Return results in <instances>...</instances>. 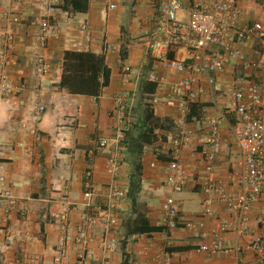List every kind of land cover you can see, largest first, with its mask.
<instances>
[{
	"label": "crops",
	"instance_id": "0c3cea01",
	"mask_svg": "<svg viewBox=\"0 0 264 264\" xmlns=\"http://www.w3.org/2000/svg\"><path fill=\"white\" fill-rule=\"evenodd\" d=\"M159 2L113 0L115 8L109 9V0H88L84 12L58 10L57 34L48 37L42 45L36 39V22L44 15L39 0H0V51L2 34L10 31L14 36L7 75L16 83L27 84L22 105L15 96L0 97V175L4 179L0 189L8 188L16 201L15 207L10 208L8 201L0 198V264H19L25 260L26 264H55V247L65 231L71 241L61 264H76L82 250L90 255L85 264H101L100 224L90 230L84 246L74 239L84 210L85 170L89 166L92 169V181L98 192L92 207L96 208L104 203L102 194L111 181L106 161L114 153L123 161L117 181L126 194L115 208L120 221L118 228L105 236L110 264H159L164 255L173 264H261L247 250L253 237L258 236L264 242V211L257 206L251 208L247 230L242 236L222 235L224 245L245 250L237 259L233 255L210 256L200 252L201 239L182 226L166 232L160 223L161 206L168 195L164 168L171 160L163 149L182 128L190 132V142L179 154L187 174L183 190L175 196L180 216L197 231L207 235L212 232L216 218L223 213L213 201L209 209L214 215L205 214V200H213L214 194L205 195L201 190V184L209 177L200 154L199 139L206 133L200 125L201 109L219 116L230 105V83L235 77L253 82L264 79L254 68L244 70L234 60L221 72L211 74V86L206 78L198 77L193 87L200 92V102L190 106L186 116L173 107L150 104L155 97L177 98L176 83L184 77L166 69L162 61L146 51L145 39ZM238 8L240 26L260 24L264 32V0H239ZM8 12L17 13L21 23H6L2 15ZM188 15V3L183 0L179 18L187 20ZM81 21L90 27L88 38L80 30ZM256 45L237 47L246 58L258 60L264 66V58L255 54ZM65 50L104 56L110 70L109 85L98 97L71 95L57 88ZM169 55L172 59L185 57L183 52ZM37 56H43L47 64L39 86L31 66V60ZM124 68L129 71L125 73ZM149 74L163 81L152 96L146 97L141 83L147 81ZM115 95H121L130 105L132 119L125 139L118 146L113 142L117 129L113 111ZM147 104L152 108L153 122L145 121ZM37 106L44 107L35 125L39 140L29 132L30 114ZM233 123L226 119L221 127V149L210 174L227 191L236 189L229 178L238 160L231 145ZM98 138L108 140V145L88 164L87 152ZM152 162H156L155 167L150 166ZM63 196L71 204L69 208L62 205ZM140 217L147 222L141 223ZM206 241L210 242L209 237Z\"/></svg>",
	"mask_w": 264,
	"mask_h": 264
},
{
	"label": "built area",
	"instance_id": "2783aa9c",
	"mask_svg": "<svg viewBox=\"0 0 264 264\" xmlns=\"http://www.w3.org/2000/svg\"><path fill=\"white\" fill-rule=\"evenodd\" d=\"M239 0H186L189 15L187 20L179 18L183 9V0H160L155 6L152 25L145 39V48L149 54L158 58L164 67L177 75H184L176 83L177 98L166 95L163 98H152L150 104H164L179 111L186 116L189 107L200 102V92L194 89L198 77H204L207 84H213L212 73L221 72L234 60L240 62L244 70L254 68L259 77L264 79L263 64L253 59L246 58L238 45L257 44L256 55L264 58V32L260 24L246 26L239 25ZM44 10V15L36 22V39L42 45L47 38L57 34L56 12L62 9L64 0H39ZM109 9H114L113 0H109ZM2 19L10 25H19L20 16L15 12L2 15ZM80 30L88 38L90 27L86 21L79 24ZM14 43L13 33L5 31L2 34V48L0 51V97H16L18 103L23 104V93L27 90L25 82L16 83L7 75V69L12 63L11 50ZM183 52V58L168 59L169 54ZM31 66L39 80L47 70V64L43 56H37L31 60ZM125 73L128 68H124ZM147 81L158 86L163 79L154 74H149ZM36 82V83H37ZM230 105L219 115H210L205 109H201L200 125L205 129V134L199 139L200 154L206 164L209 177L201 184L202 193L214 194L213 200H205V214L214 215L209 209L210 205L217 202L223 216L216 218L215 227L207 235L195 229L192 223H186L180 216V206L175 198L186 183L187 174L183 164L179 160L180 151L190 142V132L180 128L170 139L169 145L163 149L165 154L171 157L164 168V184L168 195L164 199L161 212V225L166 232H171L178 227L187 229L193 236L201 239L198 251L210 256L218 254L233 255L235 259L240 257L245 250L241 247H229L222 243V235L233 233L242 236L247 230L251 208L257 206L264 211V80L256 79L254 82L245 77H235L231 80ZM113 111L117 124L113 142L116 146L125 139L131 124V107L123 100L121 95L113 97ZM44 113L43 106H37L30 114L29 132L39 140V134L35 125L40 121ZM232 117L233 124L230 127L232 133L231 145L237 152L236 167L230 174V183L236 189L227 191L210 177L212 166L221 149V127L227 118ZM108 145V140L98 138L93 148L87 152V163L91 164L93 158L101 149ZM161 153V152H160ZM110 156L106 161V170L111 181L102 194L103 204L92 207V200L97 196V189L92 181V169L89 166L84 173L83 211L80 215L78 231L74 241L84 246L88 240V234L97 224L101 226V264H110L108 261L105 236L114 228H118L119 217L115 208L125 198V190L119 185L117 177L122 165V158L118 153ZM159 152H155L158 161ZM156 162L151 163L155 167ZM4 179L0 175V186ZM0 198L8 201V206L14 208L16 201L8 188L0 189ZM63 206L71 204L66 197H61ZM210 242H207L208 239ZM71 241L65 233L59 238L55 247V264H61L65 256L67 244ZM247 250L253 252L256 259L264 264V242L260 237H253L248 243ZM89 251L82 250L78 253L76 264H85L89 259ZM19 264H26L25 261ZM159 264H173L168 256H162Z\"/></svg>",
	"mask_w": 264,
	"mask_h": 264
},
{
	"label": "trees",
	"instance_id": "16d2710c",
	"mask_svg": "<svg viewBox=\"0 0 264 264\" xmlns=\"http://www.w3.org/2000/svg\"><path fill=\"white\" fill-rule=\"evenodd\" d=\"M87 7L88 0H64L62 9L65 11L84 12ZM168 59H172L170 55H168ZM109 77L110 70L105 63L103 55H96L88 51L65 50L57 88L67 94L96 98L100 95L101 90L109 85ZM155 88L156 85L149 81L141 83V91L146 97L152 96ZM147 105L145 107V121L153 122L155 119L152 108H150V104ZM142 136L147 137L145 134ZM139 219L143 224L147 222L143 217Z\"/></svg>",
	"mask_w": 264,
	"mask_h": 264
},
{
	"label": "rangeland",
	"instance_id": "374dc122",
	"mask_svg": "<svg viewBox=\"0 0 264 264\" xmlns=\"http://www.w3.org/2000/svg\"><path fill=\"white\" fill-rule=\"evenodd\" d=\"M227 120H229L230 123L233 122V121H232V120H233L232 117L227 118Z\"/></svg>",
	"mask_w": 264,
	"mask_h": 264
}]
</instances>
